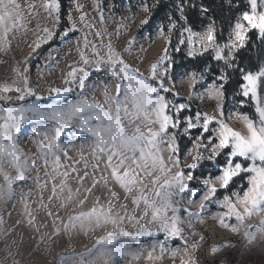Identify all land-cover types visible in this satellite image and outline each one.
Listing matches in <instances>:
<instances>
[{
	"label": "snow or ice",
	"instance_id": "1",
	"mask_svg": "<svg viewBox=\"0 0 264 264\" xmlns=\"http://www.w3.org/2000/svg\"><path fill=\"white\" fill-rule=\"evenodd\" d=\"M69 3L79 13L78 20L71 11L63 13V0H42L39 5L42 12L35 3H29L30 19L25 17L18 0H0V51L4 53L11 50L16 33L28 31L27 24L32 19L35 20L32 34L36 37L32 52L45 45L49 47L47 62L41 71H56L59 59L53 53L58 54L61 49L51 45L58 38L63 42L79 31L82 36L77 37V43L83 41V49H77L80 64L69 66L62 76L66 86L49 88L52 103H42L45 97L32 86L27 66L22 70L13 69L22 85H17L15 79L0 84V203L19 201L26 217L24 222L29 227L36 232L48 228L47 223L36 224L30 204L32 190H22L26 184L36 185L41 192L40 206L49 209L47 215L53 217V232L43 233L42 242L45 239L53 242V237L62 231L71 240L73 233L87 235L97 228L106 229L84 251L59 254L56 264H121L140 260L146 248L151 249L147 251L149 261L166 256L175 260L182 251L187 259L180 257V264H200L192 253L205 239L202 235L199 241L194 239L195 226L203 223L205 214L217 220L220 227L242 234L247 244L264 237V60L255 70H250L241 67L238 59L242 50L255 46L251 43L253 34L264 43V0H244V10H239V0H224L227 8L238 10L224 42L218 40V32L222 30H218L215 19L209 15V7L200 5L199 15L206 17L208 23L198 31L187 14L196 4L193 0H180L176 4L178 15L168 16L167 23L158 26L157 34L167 37L166 46L146 71L127 62L114 48L112 36H119L120 29L114 34L108 33L105 44L104 33L88 18L84 5L79 0H69ZM157 3L158 0L151 3L142 0L143 10L149 13L141 21L142 26L150 23L151 10ZM95 8L99 23L104 24L102 0H98ZM44 19H51L52 26L43 24ZM78 22L82 27H77ZM89 34L99 38L100 43L90 41ZM127 44L124 51L131 52L137 38L131 37ZM88 48L94 59L85 54ZM101 50H106L104 55ZM182 50L192 59L210 54L216 62L215 68L204 64L184 77L190 81L197 99L215 101L211 112L192 110L191 103L182 102L179 92L173 91L174 82L169 86L175 71L171 52ZM30 60L31 57L25 63L30 64ZM89 65H94V72H105L113 87L104 81L89 82L92 75L87 70ZM208 72H215L211 80L206 75ZM234 72L240 76L236 93L241 97L238 106L243 108L245 98L250 100L254 118L240 110H226L227 86L230 73ZM98 89L102 92V101L95 96ZM69 94L73 98L62 101ZM169 95L173 98L169 99ZM233 116L243 122L246 132L236 130L229 123ZM26 125H34L35 154H30L20 140ZM178 136L186 137L191 143L192 148L184 154L191 157V162L181 158ZM85 148L95 163H87ZM72 149H78V160L69 154ZM81 160L85 161V169L92 168L91 173L80 172L73 166ZM205 161L215 171L207 174L198 171ZM72 178L79 183L75 190L69 184ZM237 179L245 181L238 189ZM45 190L50 192L47 204ZM97 191L101 195L97 196ZM121 195L130 201L131 211L128 203H121ZM89 197L94 198L93 203L85 210ZM55 201L60 203L57 205ZM211 205L218 211L211 212ZM61 209L70 213L67 223L59 215ZM254 217L256 224L250 223ZM57 219L61 220L62 227L57 226ZM5 223L0 215V239H7L12 231L5 228ZM20 223L16 221V225ZM126 224L135 230H129ZM109 225L111 230H107ZM161 234L162 239H152L147 246L141 243L142 237L155 238ZM233 246L231 242L214 245L210 253L214 255ZM5 250V259L11 258L12 264H20L15 258L20 254L19 248L11 251L6 244Z\"/></svg>",
	"mask_w": 264,
	"mask_h": 264
},
{
	"label": "rangeland",
	"instance_id": "2",
	"mask_svg": "<svg viewBox=\"0 0 264 264\" xmlns=\"http://www.w3.org/2000/svg\"><path fill=\"white\" fill-rule=\"evenodd\" d=\"M18 2L24 9L26 18L30 19L27 12V6L29 3H35L37 5V10L42 12V10L39 9V5L41 4L42 0H18ZM79 2L84 5L85 10L88 12V18L96 24L97 29L104 33L105 44L108 41L107 34H114L117 29H120L119 36H116L115 34L112 36V44L117 51L122 53L127 62L131 63L135 67H139L141 71H146V69L150 66V63L156 61L162 47L166 46L167 37L157 34L158 26L162 23V21L156 20L151 30L148 29V25H141V21L149 15V13H146L142 8V0H102L104 14L106 17L104 24L99 23L98 13L95 8L98 0H79ZM147 2L150 3V1ZM69 11L72 12L73 18L78 20L79 13H77L74 9V6L68 2L67 13ZM122 22L124 27L121 28ZM42 23L49 27L52 26L51 19H44L42 20ZM77 27H82L79 22L77 23ZM27 28L28 31L26 33L23 30L16 33L17 39L12 41L11 50H9L7 54H5L3 51H0V54L2 53L3 57L6 56L5 62L3 59L0 60V65L6 64L8 66L7 70L9 69L11 71L10 78L6 79L5 81L0 80V84L6 82L11 83L12 80L15 79L17 85H22V81L16 77V73L13 71V69L18 68L22 70L24 68L25 61H27L33 53L31 46H33V42L36 39V37L32 34V29L35 28L34 19H32L31 22L27 24ZM202 28L200 30H202ZM84 32H88V30L84 29ZM149 34H151L150 39L148 38ZM81 36L82 33L78 31L74 35H70V38L63 40V42L58 38L56 41H59V43H54L51 45L53 48L58 47L61 49L58 54L55 52L53 53V55L58 56L59 59V64L56 66L55 72L50 73L47 70L41 71L44 64L47 62L46 57L49 47L44 52H42L41 56L33 66L29 64V79L32 81V86L37 88L38 94L45 97V100L42 101V103L53 102L52 98L48 95L49 88L66 86L63 84V74L69 69V66H77L80 64V55L77 49L78 47L83 49V41L81 39L78 44L77 37ZM131 37L137 38V44L134 46L131 52H126L124 49L128 47L127 41L130 40ZM88 39L93 43H100L99 38L92 34L88 35ZM84 51L89 58L94 59L91 48H88ZM105 51L106 50H101V55H104ZM87 70L92 73L89 82L104 81L105 83L109 84L110 88L113 87L110 78L105 72H94V65H89ZM189 71L191 70L183 71L181 74L173 78L172 81H169V86H172L174 82L175 87L173 91L179 92V98L182 102H190L192 110L200 109L202 111L211 112V107L213 104H215V101L200 100L196 98L195 93L192 91L190 81L188 79H184L186 73ZM206 75L209 78L210 72L206 73ZM102 87L103 85H101V88ZM198 90H200L199 87ZM95 96L97 99L102 101L103 96L99 89L95 93ZM72 98V94H69V96L62 97L61 99L62 101L66 102ZM168 98L172 99L173 97L168 96ZM240 99L241 97L237 94L231 96L227 104V110H240L238 106ZM245 100L247 104H250L253 107V104L250 100H247V98H245ZM229 123L236 130L246 132L243 122L237 120L236 117L233 116ZM33 127L34 125H26L20 134V140L22 141L25 149L30 154H35L37 151L36 144L32 140ZM64 139L67 141L68 137L65 136ZM191 148L192 145L190 143L181 156L185 162H191V157L184 155L185 152ZM69 154L74 158V160L79 159L78 149L69 150ZM84 155L88 157L87 163L89 165L95 163V161H93L89 156V150L87 148L84 149ZM206 162L207 161L204 162L202 169L207 167L205 164ZM64 163L70 162L65 161ZM84 164L85 161L81 160L80 163L74 164L73 166L79 169L80 172L86 170L91 173L92 168L88 167L85 169ZM33 175L35 174L33 173ZM74 176L75 174H73V177ZM97 176H99V172H97ZM41 177L42 179L44 178L43 169L41 170ZM242 183L243 181H237L235 187L238 189ZM69 184L73 187V190L79 186L78 181H76L74 178L69 180ZM109 187H112L111 183L109 184ZM29 189H31L33 193L30 197V204L33 209V214L36 216V224L40 225L42 223H47L49 227L41 228L39 232H36L24 222L26 217L23 215L22 203L19 201H13L12 203L8 204L0 203V215H3L6 221L5 228L12 229L11 234L7 237V239H0V261H3V264H12L11 258L5 259L6 244L10 245L11 251H16V249L19 248L20 254L15 258L16 260L20 261V264H56L59 254L80 253L86 248L91 247L100 236L105 234L106 229L97 228L95 232H89L87 235L83 233H73L70 240L69 237L62 231L59 236L53 237V242L49 243L46 239L42 242L40 237L43 233L53 232V229L51 228L53 217L47 215L49 209H45L40 206V189L32 183L26 184L22 188L24 192H28ZM81 191H83L82 188ZM49 194L50 192L48 190L43 192L45 204L48 203L47 197ZM96 195L99 196L101 193L97 191ZM93 199V197H89L88 201H86L84 205L85 210L92 206ZM104 202L105 201L102 198L101 203ZM54 203L58 205L60 201H55ZM121 203H128L129 211H131V203L130 201L124 200L123 195H121ZM51 210L55 212L54 208ZM192 210L194 211L195 209ZM210 211L215 212L218 211V209L215 205H211ZM69 214L70 213L66 210H60L59 215L63 219L64 223H67V217ZM17 220L21 221L19 225H16ZM231 222L235 221L233 220ZM56 223L57 226L62 227L60 219H57ZM250 223L256 224V218H252ZM125 226L128 227L129 230H135L127 224ZM107 230H111V225L108 226ZM195 231L197 233V236L194 238L195 240L199 241V237L201 235L205 237L204 241L201 242V246L194 253H192L200 261V264H209L215 262L217 264H264V237L257 238V240L252 244H247L245 243L242 234L232 233L230 229H224L220 227L218 221L208 214H205L203 223L196 224ZM162 238V234L155 238L145 236L141 238V243L147 246L150 244L152 239ZM13 240L16 241L15 244L11 243ZM228 242H231V244L234 246L225 247L221 252L214 255L210 253L212 246ZM188 243L191 245L193 240L190 239ZM69 244H71V247H69ZM149 250L151 249L146 248L144 256H142L140 260L122 261L121 264H180V257L187 259V257L184 256V253L181 251L180 255L175 260H173L170 256H166L161 260L149 261L146 258L147 251ZM158 252L159 250L157 249V254Z\"/></svg>",
	"mask_w": 264,
	"mask_h": 264
},
{
	"label": "trees",
	"instance_id": "3",
	"mask_svg": "<svg viewBox=\"0 0 264 264\" xmlns=\"http://www.w3.org/2000/svg\"><path fill=\"white\" fill-rule=\"evenodd\" d=\"M152 2V0H147ZM69 0H63L62 5V11L63 13L67 14V7H68ZM118 2V1H117ZM180 2V0H158L157 6L151 10V20L148 24V29L151 30L154 26V22L156 20L162 21V23H166V18L168 16H176L178 13L176 12V4ZM193 2L196 4L195 8H189L187 10V14L189 16L190 22L192 23L195 30H200L205 24L208 23V19L206 17H201L199 15V8L200 5L203 4L210 9L209 15L212 16L216 21V26L218 30H222V32H218V40L219 42H224L227 39L228 31L230 25L233 23L234 18L237 13V9H229L224 5V0H193ZM241 9L244 10L246 8V5L244 3V0H239ZM61 29L65 27V25L61 24ZM172 42L175 44L176 37L175 35L172 36ZM58 44L59 41H55L52 44ZM251 43L254 44V47L247 48L245 50H242L241 53L238 54V59L240 62L241 67H246L250 70H255V68L258 66L260 61L264 60V43H261L253 34L251 38ZM48 48L47 45L43 46L41 49L37 50L35 53L31 54V60L30 64L31 66L34 65V63L38 60V58L41 56L42 52H44ZM171 55L174 58L175 63V71H173L172 75L173 78L181 74L183 71L187 70H199V68L204 64H211L213 68L216 67V62L211 60V55L206 54L204 57H199L197 59H192L187 57L185 51L175 52L172 51ZM29 67V64H24V67ZM215 75V72H210L209 80L212 79V77ZM231 80L229 85L227 86V95L225 99V105L227 110V104L229 102V99L231 96L235 95L239 88L237 86V82L240 79L239 73L234 72L230 73ZM171 97V95H169ZM240 111L248 113L253 118L255 117L254 108L250 104H245L243 108H239ZM178 141L180 144V152L181 156L184 153V150L188 145H190L189 140L184 136H178ZM207 167L204 169H200L198 171H203L205 174L209 172L215 171L211 165L206 162L205 163ZM240 179H237L239 181ZM241 182L243 180H240ZM245 184V181H243L242 185ZM209 264H217L215 263H209Z\"/></svg>",
	"mask_w": 264,
	"mask_h": 264
},
{
	"label": "crops",
	"instance_id": "4",
	"mask_svg": "<svg viewBox=\"0 0 264 264\" xmlns=\"http://www.w3.org/2000/svg\"><path fill=\"white\" fill-rule=\"evenodd\" d=\"M8 53V52H7ZM5 53V54H7ZM5 58L6 56L3 57L2 53L0 54V60L3 59V61L5 62ZM8 66L6 64H2L0 65V80H3L5 81L6 79H9L10 78V70L8 69Z\"/></svg>",
	"mask_w": 264,
	"mask_h": 264
}]
</instances>
